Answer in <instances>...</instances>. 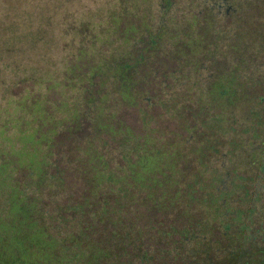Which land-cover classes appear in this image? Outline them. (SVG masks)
<instances>
[{
	"label": "trees",
	"instance_id": "16d2710c",
	"mask_svg": "<svg viewBox=\"0 0 264 264\" xmlns=\"http://www.w3.org/2000/svg\"><path fill=\"white\" fill-rule=\"evenodd\" d=\"M127 3L120 0L103 26L95 22L93 12L88 19L67 24L79 41L60 81L76 88L78 106L74 104L60 118L47 112L56 128L47 135L40 167L35 170L28 165L26 177L19 179L13 177L16 167L0 172V264H238L239 256L248 254L249 264L261 258L264 264V203L245 211L229 204L235 197L237 202L256 201L264 192V185L250 192L247 183L238 184L237 189L238 178L232 180L239 163L246 160L245 166L253 170L258 151H264L253 143V137L243 138L238 132L244 120L239 113L243 92L238 87L247 84L241 82L236 62L212 75L200 99L170 105L169 110L186 111L192 117L194 125L186 126L185 138L164 142L151 132L135 136L114 112L124 102L138 104L146 99V104H152L140 88L147 86L151 74L169 77L161 64H155L154 55L163 54L169 39L178 65L202 70L206 44L201 33L193 32L195 22L200 21L198 11L191 13L187 26H181L183 31L167 35L175 0H160L157 21L154 15L147 20L146 12H139L138 7H134L137 17L133 20ZM67 13L68 8L63 9ZM221 39L215 40L217 45ZM175 69L172 79L185 74L179 66ZM164 86L161 80V91ZM251 97L258 104L264 101V95ZM73 107L77 122L68 130L62 125L70 120ZM81 122L89 132L76 135ZM194 126L204 127L209 136ZM251 128L245 130L249 136ZM61 130L68 133V142L61 143L58 151L51 136ZM195 133L201 135L197 144L192 143ZM19 134L24 136L23 131ZM34 137L30 133V144ZM182 142H189L188 150L196 156L188 173V153ZM245 144L253 147L242 154ZM57 161L79 162L74 171L82 181L67 182ZM262 169L250 172L251 185L260 176L264 179ZM77 186L81 193L76 195ZM141 205L148 208L140 211ZM241 223L243 229H252L243 241ZM214 230L219 231L222 243L227 240L225 247H220V237H212Z\"/></svg>",
	"mask_w": 264,
	"mask_h": 264
},
{
	"label": "rangeland",
	"instance_id": "374dc122",
	"mask_svg": "<svg viewBox=\"0 0 264 264\" xmlns=\"http://www.w3.org/2000/svg\"><path fill=\"white\" fill-rule=\"evenodd\" d=\"M126 1L133 20L137 17L133 16L136 10L134 7H138L139 12L145 11L147 20L149 15H154L155 21L158 20L160 0ZM175 2L173 20L169 21L167 35L183 31L181 26H187L191 13L198 11L197 18H200V21L195 22L193 32L201 33L205 38L206 45L201 56L204 69L193 70L189 65H178L177 55H172L176 48L172 44L169 45L170 40L167 39V48L162 52L163 54H155L153 59L157 60L155 64L158 66L161 64L163 71L167 72L169 77L162 78L158 77V74H151L147 86L140 88L144 95L151 97L149 100L152 104H146V99L138 104L120 103L114 115L116 113L117 118L130 126L135 136L151 132L157 139L162 137L164 142L181 140L188 135L186 126L193 128L194 123L190 113L186 111L185 114L181 111L175 113L168 109L170 105L187 99H200L213 81L214 73L226 67L228 63L236 62L237 71L242 75L239 78L241 82L247 84L238 87L245 96L241 95L242 99L239 100L241 106L239 113L244 122H240L242 129L238 132H242L240 135L243 134V138L253 137V143H259V147H264L261 141L264 138V101L258 104L257 99L251 97L254 94L264 95V0H175ZM119 6L120 0H0V172L5 168L11 170L16 167L13 177L19 179L26 177L28 165L35 170L40 167L41 154L46 150L47 135L56 128L47 112H55L57 118H60L69 113L71 106L74 104L78 106V100L74 96L77 94L76 88L67 84L64 79L60 81L65 74V66L68 65L69 58L75 51L74 47L79 41L78 34L68 31L67 24L78 21L82 19L81 17L88 19L93 12L95 22L103 26L107 18L109 19L108 12ZM65 8H68L66 15L63 14ZM227 8L230 12H227ZM201 25L206 27L203 28ZM219 38L222 39L221 46L218 47L220 43L218 45L216 43ZM194 58L192 57V60ZM176 66H179L185 74H179V79H172L170 74L177 72ZM161 80L165 82L162 91L159 88ZM62 96H65V101ZM157 97L158 101H156ZM69 118L70 120H66V124L62 126L71 130V126L77 122L75 107ZM77 127L80 129L75 132L76 135L89 132L85 122H81ZM194 127L200 132L209 133L204 127ZM249 127H253L250 136L249 132L245 131ZM22 131L24 136H19ZM30 133L35 135L31 144ZM101 136L109 141L107 135L101 134ZM200 136L195 133L192 143L197 144ZM51 137H53L52 145L55 144L58 151L61 143L67 145L68 133L65 130ZM98 142L100 140L96 143ZM182 145L188 153L186 154L189 161L186 162L188 173L191 170L189 165L196 156L189 152V142L186 144L182 142ZM252 147L251 144H245L242 147V154L249 152ZM258 152L260 158H257L253 170L245 166L246 160L239 163L240 167L232 166L235 169V179L232 180L238 178L237 189L238 184L247 183V186L245 185L247 190L252 192L254 187L260 188L264 185L261 176L252 185L247 179L251 171L259 172L261 168L264 170V166L257 167L264 165V151ZM207 153L215 162L220 163L221 160H216L213 152L207 151ZM75 162L69 164L66 161V165L56 162L67 182L71 184L72 181L75 183L82 181L79 173L74 171L79 166V162ZM50 168L53 169V166ZM79 193L81 189L77 186L75 194ZM263 196L264 192H261L260 198L256 201H247L244 198L245 200L238 202L235 197L229 201V204H238L239 209L245 211L246 207L250 209L253 204L264 203ZM147 208V205L139 206L140 211ZM241 225L242 227L238 229L244 234L243 241L246 234L251 235L252 229H243L245 224L241 223ZM213 233L215 234L212 237H220L218 230H214ZM220 239V247L223 248L227 240L224 239L222 243L223 238ZM248 255L239 256L241 261L238 264H249ZM211 258L216 259L213 254ZM211 263L213 264L212 261ZM262 263L263 258L252 260L250 264Z\"/></svg>",
	"mask_w": 264,
	"mask_h": 264
}]
</instances>
